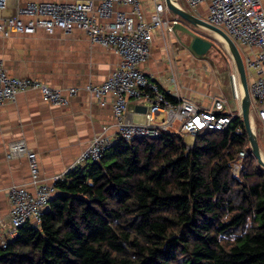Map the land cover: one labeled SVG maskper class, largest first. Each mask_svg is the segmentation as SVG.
Masks as SVG:
<instances>
[{
    "label": "trees",
    "instance_id": "16d2710c",
    "mask_svg": "<svg viewBox=\"0 0 264 264\" xmlns=\"http://www.w3.org/2000/svg\"><path fill=\"white\" fill-rule=\"evenodd\" d=\"M56 191L41 224L0 248V264H264V170L241 117L189 148L175 132L121 141Z\"/></svg>",
    "mask_w": 264,
    "mask_h": 264
},
{
    "label": "built area",
    "instance_id": "2783aa9c",
    "mask_svg": "<svg viewBox=\"0 0 264 264\" xmlns=\"http://www.w3.org/2000/svg\"><path fill=\"white\" fill-rule=\"evenodd\" d=\"M151 11L143 0H32L25 4L19 0H0V34L10 37L14 33L33 34L44 29L53 34L57 30L83 31L90 41L112 49L120 61L108 78L98 85L89 84L85 90L100 105L108 104L116 120V133L110 137L96 136L65 174L56 175L51 182L40 179L38 155L29 149L25 142H13L9 157L25 154L28 159L32 190L26 185H14L8 191L10 211L8 221L0 220V248H6L19 233V229L31 224H41L44 214L50 209L56 196V183L65 179L69 170L86 161H99L105 152L115 144L136 139L160 137L170 132L175 121L180 122L183 135L196 137L206 131H224L235 118L226 111V101L213 97L207 106H202L188 98L172 103L166 98V91L150 79L140 68L151 51L154 34L160 30H171L179 21L170 20L165 15L169 9L166 0H150ZM188 9H196L202 3L208 5L206 20L224 30L236 44L248 49L244 63L252 72L250 91L254 98L253 106L257 118L264 127V6L261 0H175ZM12 14H7L10 7ZM117 6L130 7V11ZM148 6V5H147ZM150 8V6H148ZM234 93L238 88L233 79ZM38 90L44 101L59 106H67L77 95L74 86L57 88L44 81L30 77L11 76L0 55V104L14 100L20 92ZM145 98L150 103L146 122L136 123L131 119L129 104L131 99ZM166 118L156 123L159 112ZM191 145L187 144L189 148ZM249 152H239V159L233 166L237 176L244 167V159Z\"/></svg>",
    "mask_w": 264,
    "mask_h": 264
},
{
    "label": "crops",
    "instance_id": "0c3cea01",
    "mask_svg": "<svg viewBox=\"0 0 264 264\" xmlns=\"http://www.w3.org/2000/svg\"><path fill=\"white\" fill-rule=\"evenodd\" d=\"M28 1L32 0H19L22 4ZM149 1L143 0L147 8L151 7ZM261 2L264 6V0ZM117 8L130 11L127 6ZM13 12L12 6L7 14ZM192 13L206 19L208 5L202 3ZM165 17L173 20L177 16L168 11ZM165 30L154 34L150 56L140 65L146 75L177 99L188 98L207 106L213 97H221L226 101V111L242 118L243 92H240L242 85L234 59L223 55L222 67L198 61L196 59L203 57H194L188 49L185 53L181 47L175 46L176 33ZM237 46L244 61L248 49L240 44ZM0 55L11 76L40 79L57 88H78L77 95L67 106L44 101L38 90L20 92L14 100L0 104V220L7 222L9 189L14 185H26L32 190L28 159L25 154L9 157L11 144L23 141L35 151L40 164V179L51 182L56 175L68 171L96 136L112 137L117 129L112 99L108 98V104L102 106L85 87L102 84L117 67L120 57L112 49L92 43L83 31L57 30L49 34L44 29H38L33 34L14 33L10 37L0 34ZM246 72L250 89L252 72L247 67ZM233 79L238 96L234 93ZM253 102L252 97L251 114L254 119L251 115V120L255 123L257 114ZM149 109L150 103L145 98L130 100L129 113L136 123L146 122ZM165 118L166 114L162 111L155 115L154 120L160 123ZM258 129L261 136L257 138L262 153L264 127L260 125ZM178 131L175 133L181 134L180 125ZM181 135L186 144H194L195 137Z\"/></svg>",
    "mask_w": 264,
    "mask_h": 264
},
{
    "label": "water",
    "instance_id": "95a60500",
    "mask_svg": "<svg viewBox=\"0 0 264 264\" xmlns=\"http://www.w3.org/2000/svg\"><path fill=\"white\" fill-rule=\"evenodd\" d=\"M174 1L175 0H166V4L169 11H171L175 16L180 19L179 21H176L173 24L172 29L178 36V40L181 41V43L190 51V53L194 57H204L212 49L214 43L209 38L195 32L192 29L191 25L195 27L202 26L212 32H216L228 41L231 47L230 52L235 61L237 72L242 85V118L250 142L251 154L255 157L258 165L264 170V157L261 153L258 138L256 136V133L254 132L251 120L252 97L247 80L246 67L242 55L240 53L239 47L224 30L209 23L205 18L195 15L194 13L183 9L181 6H177ZM182 35H188L190 37V41L188 44L182 41Z\"/></svg>",
    "mask_w": 264,
    "mask_h": 264
},
{
    "label": "rangeland",
    "instance_id": "374dc122",
    "mask_svg": "<svg viewBox=\"0 0 264 264\" xmlns=\"http://www.w3.org/2000/svg\"><path fill=\"white\" fill-rule=\"evenodd\" d=\"M152 6V5H151ZM180 6L183 8V9H185V10H187V11H189V12H192V10L191 9H188L183 3H181L180 2ZM151 11V7L150 8H147V12L149 13ZM172 18V17H171ZM171 20V19H170ZM191 27H192V29L195 31V32H197V33H199L200 35H202V36H205V37H207V38H209L210 40H212L213 41V43H214V46L212 47V49L208 52V54H206L201 60L200 59H196V60H198V61H206L207 63H208V65L209 64H216L218 67L219 66H223L222 64V62H221V60H222V56L223 55H227V56H229L230 58L232 57L233 58V56H232V54L230 53V50H229V48L227 47V45H226V43L221 39V38H219L218 36L216 37V34L214 33V32H212V31H210V30H208V29H206V28H204V27H202V26H197V27H195V26H193V25H191ZM168 32V33H172L173 32V29H171V30H169V29H166L165 30V32ZM210 33V34H209ZM180 34V33H179ZM181 35V34H180ZM213 35H215V36H213ZM174 39H175V46H177L178 48H180L181 47V49L183 50V51H185V53L187 52V48L181 43V41H179L178 40V36L176 35H174ZM181 39H182V41L184 42V43H186V44H188L189 43V41H190V37L188 36V35H182L181 36ZM226 46V47H225ZM230 53V54H229ZM224 57V56H223ZM195 59V58H194ZM221 70V69H220ZM252 115V117H253V119H254V116H253V114H251ZM236 117V116H235ZM253 122V121H252ZM252 124H254L253 125V128H254V132L256 133V136L258 137V136H261L260 134H259V127H260V123H259V120H258V118H257V120H256V122L254 123H252ZM179 125H180V122L179 121H176L175 122V127L174 128H171L170 129V132H178L179 133ZM256 125H258L257 126V128H256ZM261 133V132H260ZM195 139H196V137H195ZM262 154H264V148H263V151H262ZM255 161H256V159H255ZM256 163H257V161H256ZM257 165H258V163H257ZM259 166V165H258ZM260 167V166H259ZM262 169V168H261ZM238 176V175H237Z\"/></svg>",
    "mask_w": 264,
    "mask_h": 264
},
{
    "label": "bare ground",
    "instance_id": "6f19581e",
    "mask_svg": "<svg viewBox=\"0 0 264 264\" xmlns=\"http://www.w3.org/2000/svg\"><path fill=\"white\" fill-rule=\"evenodd\" d=\"M175 2V1H174ZM176 3V2H175ZM176 5L177 6H179L177 3H176ZM215 34H216V37L218 36L219 38H221L225 43H226V45H227V47L229 48V50H230V45H229V43H228V41L226 40V39H224V37H222L221 35H219L218 33H216V32H214ZM210 34V33H209ZM213 36H215V35H213ZM226 47V46H225ZM231 53V52H230ZM229 53V54H230ZM241 89V88H240ZM240 92H242L241 90H240Z\"/></svg>",
    "mask_w": 264,
    "mask_h": 264
}]
</instances>
